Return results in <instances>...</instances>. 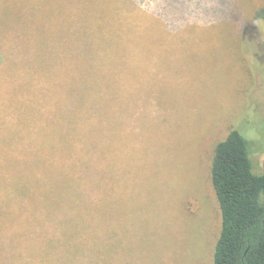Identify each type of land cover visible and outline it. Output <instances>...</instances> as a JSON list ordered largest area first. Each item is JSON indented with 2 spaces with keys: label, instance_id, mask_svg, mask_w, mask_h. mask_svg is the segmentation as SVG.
Instances as JSON below:
<instances>
[{
  "label": "rangeland",
  "instance_id": "374dc122",
  "mask_svg": "<svg viewBox=\"0 0 264 264\" xmlns=\"http://www.w3.org/2000/svg\"><path fill=\"white\" fill-rule=\"evenodd\" d=\"M93 1H77L69 24L56 0L25 4L17 18L76 64V77L61 72L74 77L70 89L90 91L85 75L117 106H0V121L25 125L29 141L79 132L94 150L71 264H214L217 145L239 131L252 142L254 173L264 169V0H169V27L144 10L98 7L90 23L105 22L99 35L79 16Z\"/></svg>",
  "mask_w": 264,
  "mask_h": 264
},
{
  "label": "trees",
  "instance_id": "16d2710c",
  "mask_svg": "<svg viewBox=\"0 0 264 264\" xmlns=\"http://www.w3.org/2000/svg\"><path fill=\"white\" fill-rule=\"evenodd\" d=\"M10 1H16L14 9ZM36 1L51 0H0V106H117L112 104L117 95L106 104L103 93L92 92L91 79L85 75L90 91L70 89L76 64L56 59L61 53L56 42H35L34 26L17 18L25 4L34 7ZM57 1L63 20L71 23L80 0ZM68 6L72 12L67 13ZM98 7L121 15L144 10L161 17L162 25H170L169 0H94L79 16L98 35L105 22L100 27L90 23ZM13 36L27 41L11 42ZM62 71H71L74 77L69 80ZM25 131V125L0 121V264H71L69 240L74 232L84 231L89 215L88 173L94 150L79 132L71 139L29 141L22 136ZM251 144L232 130L215 150L212 184L222 230L214 264H264V169L254 173Z\"/></svg>",
  "mask_w": 264,
  "mask_h": 264
}]
</instances>
